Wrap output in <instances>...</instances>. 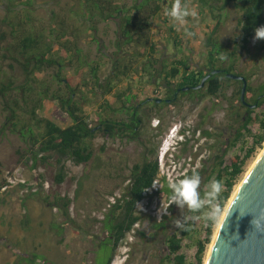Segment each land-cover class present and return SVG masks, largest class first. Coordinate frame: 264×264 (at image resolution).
<instances>
[{"label": "rangeland", "instance_id": "1", "mask_svg": "<svg viewBox=\"0 0 264 264\" xmlns=\"http://www.w3.org/2000/svg\"><path fill=\"white\" fill-rule=\"evenodd\" d=\"M131 1L126 0L128 4H131ZM168 1L171 3L169 8L165 12L162 11L160 17L151 19L153 33L151 39L156 48V57L160 59V64H163L165 69H168L173 61L180 56L187 58L191 67L200 69L206 60V41L215 19L206 10H199L196 0H180L181 5L189 11L185 23L180 25L167 15L175 3V0ZM222 1L217 0L214 4L219 6ZM235 1H230L219 11L220 22L215 37L223 45H231V40L238 35L237 17L239 12L234 5ZM193 10H195L196 16L190 14ZM165 15L169 17L167 24L161 22V17ZM61 20L64 21V26L69 27L70 30L74 27L78 29L82 61L97 62L100 65L101 79L109 74L108 57L113 49L112 43L116 37L117 28L113 20L97 24L96 37L100 45L98 47L89 36L90 31L80 15V7L76 0H32L31 7L21 3L10 5L5 0L0 5V85L8 81H12L15 87L24 84V73L21 67L11 60L9 54L4 51V47L13 42V36L23 31H30L49 37L50 30L58 29ZM172 23H176L175 31L181 37V43H177V45L173 42L174 34H170L168 29ZM3 53L6 56H3ZM225 64H229L228 59L225 60ZM234 66L235 72L249 77L247 83L250 85H263L264 39H257L254 36L248 50L237 53ZM137 73L131 72L128 78L118 85L119 90L130 87V92L135 93L138 100L155 97V92L158 94V98L164 97L165 89L161 78L150 83L146 80V75L143 72ZM56 75H59L62 80L70 81L71 86L78 88V95H82L86 100L84 111L92 116L90 119L93 118V115L99 112V105L105 100V97L101 94L100 89L96 91L92 89L93 83L90 80L88 66H79V63L74 61L67 62L61 71L55 67L45 68L43 72L37 74V80L33 85L36 88L48 86L50 91L58 89L62 91L65 89L64 82H57ZM237 88L238 83L236 82L224 83L216 96H206L198 103L180 95L175 103L164 105L158 110L161 118L153 116L148 124L147 116H144L145 122L139 140L104 139L102 134L98 133L92 142L91 160L79 165L67 160L66 176L61 184L54 182L56 173L54 157L44 165L38 164L36 170L38 174H42V181L39 180V176L33 174L30 168L31 155L28 151L30 140L26 137L28 134L26 130L21 129V124L28 121V116L19 113L17 123L16 118L8 119V108H4V98L0 96V186L6 171L17 170L20 179L25 181L23 184L16 183L1 193H6L15 187L18 200L21 201L26 195L35 194V188L38 189V192L44 190L45 188L41 189L43 187L41 181L44 186L47 185L48 189L44 191H49L50 195L61 194L72 198L69 207L70 215L78 224L77 226H64L62 236H58V229L57 231L50 229V232H46L47 237L45 238L41 236V231H38L36 234L40 236L39 239L31 240L36 246L26 245L20 250L22 251L20 253H27L25 261L15 257L16 261L9 262L7 259L10 258V252L0 244V264H31L28 260L32 259L31 254L34 251L41 255L34 264H43V262L44 264H92L97 244L104 237L102 219L106 207L114 196L124 188L125 183L122 178L128 174L129 167L136 162H141L143 151L141 142L147 140L148 146L157 148L160 171L152 187L146 190L143 199L137 204V210L143 214L142 219L127 233L115 251L110 264H163L162 260L166 254L165 240L171 232L178 230L174 226V221L182 217L186 221H192L196 230L190 238L184 240L183 248L180 251L185 255L188 263H193L196 251V246L193 243L197 238L203 239L205 236L204 218L208 212L207 208L204 206L201 213L196 215L195 212L181 209L175 203L170 205L169 197L163 192L164 181H167L170 187L172 183H178L181 180L179 174L183 169L198 170L201 178L199 191L201 195H206L209 191L208 186L216 175V171L213 169L219 160L217 157L222 155L223 159L227 161L240 151L241 147L246 150L252 145L253 139L247 135L240 137L235 146H230L235 139L237 127L246 115L245 110L239 106L238 96L235 95ZM11 94L16 98H19L20 95L18 89L12 90ZM106 99L112 106H120L112 95H108ZM55 105H57V101L47 99L38 115L49 117ZM145 109L147 113L150 112L151 105L147 104ZM52 119L60 126H65L58 119ZM155 121L158 125L162 123L161 132L159 129L156 130L158 125L153 126ZM12 122H15L16 126H12ZM176 123L185 128V140L168 150L161 158L160 153L165 143L166 134ZM93 125H97V122H94ZM32 128L37 131L34 125ZM263 146L264 142L246 160L244 172L234 189L243 179ZM34 177H37L38 180L33 179ZM19 204L20 213L24 215L26 211H22L23 206L20 202ZM53 215L55 219L50 221L49 226L53 227L63 223L64 218L59 212L54 210ZM221 215L218 217L217 223ZM162 221H164V225L157 228L156 224ZM217 223L214 225L213 234ZM28 242L30 241L28 240ZM208 250L209 246L207 252Z\"/></svg>", "mask_w": 264, "mask_h": 264}, {"label": "trees", "instance_id": "2", "mask_svg": "<svg viewBox=\"0 0 264 264\" xmlns=\"http://www.w3.org/2000/svg\"><path fill=\"white\" fill-rule=\"evenodd\" d=\"M5 0H0V5ZM9 4L21 3L31 7L32 0H7ZM80 7V15L87 23L90 31V38L99 47V40L96 37L97 24L99 22H109L113 20L116 24V37L112 43V50L109 53L110 62L109 74L101 79L99 75L100 65L97 62L89 63L82 61V48L79 46L80 37L76 27L70 30L64 26V21H60L58 29L50 30V35L37 32H25L13 36V42L4 47L9 58L21 67L24 73V84L15 87L12 81L1 83L0 96L4 98V108H8V119L16 118L19 113L28 116V121L21 124V129L26 130V137L30 140L28 151L31 155V171L35 176L38 174L36 167L44 164L54 157L56 173L54 182L60 184L66 176V161L71 160L75 165L85 164L91 160L93 155L92 142L98 133L104 139L119 138L125 140H139L142 135V128L147 116V122L153 116L161 118L158 110L164 105H171L178 100L180 95L186 96L194 103L206 96H216L224 83L236 82L238 88L235 95L238 96L239 106L245 110L244 118L237 127L235 139L230 146H235L240 137L250 135L253 139L252 145L248 149L241 147L235 155L227 161L223 156L217 157L219 160L213 171L216 175L212 181L218 180L222 184L219 197L215 201L220 212L233 192V189L244 172L245 162L250 158L257 148L264 142V84L252 86L247 83L244 100L249 105H244L240 101V91L242 82L226 77V73H235L234 59L239 51H247L251 39L255 36V30L264 26V0H223L221 5H215L217 0H196L199 10H206L215 22L208 33L206 41V57L202 68L191 67L187 58H180L173 61L168 69L160 64V59L156 57V48L152 43L153 17H160L161 12L169 8L168 0H132L128 4L126 0H76ZM172 1V0H170ZM230 1H235L239 16L237 17L238 35L231 40V45H223L215 37L220 22V13ZM185 4V1H183ZM182 7H184L182 5ZM161 22L167 24L169 17H161ZM176 23H172L168 29L170 34H174L175 45L181 43V37L175 31ZM191 31V29H189ZM3 56H6L3 53ZM224 57V59H221ZM229 64H225V60ZM78 62L79 66H88L90 80L93 83L92 89H100L104 95V101L99 105V112L90 119L89 114L84 111L85 98L78 95V88L70 85V81H65L56 75L57 82H64V90L50 91L48 86L35 87L33 84L37 80V74L43 72L45 68L55 67L62 70L66 63ZM220 70L218 73L210 74L205 80L204 86L198 90L194 89L200 80L207 75L205 70ZM131 72H143L146 80L154 83L161 78L165 89L162 101L156 103L158 98L155 92L150 100L147 97L138 100L137 95L130 92L126 87L119 90L118 85L126 80ZM245 76V75H243ZM248 80V76H245ZM38 86V85H37ZM118 87V88H117ZM187 87V89H184ZM18 89L19 98L12 96L11 91ZM156 91V90H155ZM179 91V96L175 97V92ZM112 95L120 106L115 107L110 104L106 97ZM170 99L166 102L164 99ZM47 99L57 101L49 117H41L38 112L43 108ZM151 105L150 112H146L145 106ZM253 105V106H250ZM52 118L58 119L65 126L55 123ZM97 122V125H93ZM16 126L15 122L11 123ZM34 125L37 131L32 128ZM162 123L156 127L161 132ZM258 129V130H256ZM148 141V140H147ZM147 141H142V160L129 167V172L122 178L125 183L124 188L113 200L109 202L102 219L104 237L98 244L97 256L92 264H110L112 257L124 240L127 233L140 222L143 214L137 210V204L143 199L146 190L150 189L159 174L157 161V150L148 146ZM244 154V155H243ZM106 166H108L106 164ZM193 173L200 174V171H188L183 179ZM108 177V176H107ZM163 192L170 197L172 189L167 181H164ZM38 193V189L36 190ZM77 194V192H76ZM75 194V197H76ZM202 197L206 196L204 194ZM43 201L51 208L59 211L64 218L62 224L55 226L58 229V236L63 235L66 225L77 226L76 220L70 215V204L72 198L67 195L53 194L45 195ZM207 211L209 208L205 205ZM203 208L195 211L199 215ZM218 217L213 221L204 218L205 236L203 239L197 238L193 245L196 246L194 262L188 263L186 257L181 253L185 239L196 231L192 221H186L183 230L171 232L165 240L166 254L162 260L163 264H204L208 246L212 240L214 225ZM166 218V217H164ZM164 221L157 223L160 228ZM61 240V239H60ZM101 254H105L102 258ZM39 254H33L29 263L34 264L40 259ZM101 257V258H100ZM44 264V262H43Z\"/></svg>", "mask_w": 264, "mask_h": 264}, {"label": "water", "instance_id": "3", "mask_svg": "<svg viewBox=\"0 0 264 264\" xmlns=\"http://www.w3.org/2000/svg\"><path fill=\"white\" fill-rule=\"evenodd\" d=\"M219 71L212 70L193 88H202L210 74ZM226 77L242 82L240 101L249 105L244 100L247 87L245 76L226 73ZM154 101L160 103L162 99L156 98ZM261 215H264V146L229 201L218 230L211 240L204 264H264V229L257 230L251 224L253 218Z\"/></svg>", "mask_w": 264, "mask_h": 264}, {"label": "crops", "instance_id": "4", "mask_svg": "<svg viewBox=\"0 0 264 264\" xmlns=\"http://www.w3.org/2000/svg\"><path fill=\"white\" fill-rule=\"evenodd\" d=\"M33 179L38 180L37 177ZM39 180L42 181V177ZM41 181V186H43L41 189H48L46 188L47 185L44 186V183ZM45 183L47 184V182ZM44 190L38 193L35 192V194L26 195L21 201L18 200L15 187L6 193L0 192V224H2L0 225V244L5 247L6 251L8 250L10 252V258L7 259L9 262L16 261L15 257L21 261L27 260V253H20L22 252L20 250L26 245L36 246L31 240L39 239L40 236L36 234L38 231H41V236L45 238L47 237L45 235L46 232H50V229H56L55 225L52 227L49 224L52 219H55L53 215L54 210L59 211L49 207L43 201L45 195H50L49 191L46 192ZM19 202L23 206L22 211H26L24 215L20 213ZM37 243L39 244V242ZM33 254H38V252L34 251L31 257Z\"/></svg>", "mask_w": 264, "mask_h": 264}, {"label": "clouds", "instance_id": "5", "mask_svg": "<svg viewBox=\"0 0 264 264\" xmlns=\"http://www.w3.org/2000/svg\"><path fill=\"white\" fill-rule=\"evenodd\" d=\"M192 16H196L195 10L191 11L190 13ZM174 21L178 22L180 25L185 23V18L189 15V11L182 7L180 0H175L172 8L167 12ZM255 37L257 39H264V26H261L255 30ZM224 59V57H221ZM158 123L156 124V126ZM185 128L182 127L180 124H174L169 130V133L166 134L165 142L162 149L160 156L161 158L164 157V154L182 143L185 140ZM190 171L188 168H185L179 174L180 177L186 175V173ZM200 185H201V178L198 173H193L192 175L186 176L181 179L178 183H172L170 185L172 192L169 197L172 203H175L181 209H187L188 211H199L205 205L208 206L209 211L206 214V219L215 220L220 212L219 207L216 205L215 201L219 197L222 189V184L218 180H214L209 184V191L207 192L206 196L202 197L200 194ZM155 187V186H154ZM169 205V206H170ZM166 212V211H165ZM251 224L257 229L262 230L264 229V215L260 217L253 218L251 220ZM186 225V220L184 217L177 218L174 221V226L177 229L183 230Z\"/></svg>", "mask_w": 264, "mask_h": 264}, {"label": "built area", "instance_id": "6", "mask_svg": "<svg viewBox=\"0 0 264 264\" xmlns=\"http://www.w3.org/2000/svg\"><path fill=\"white\" fill-rule=\"evenodd\" d=\"M157 121L153 124V126H156ZM25 181L24 179H20V177L17 174V170L15 171H6L3 175L1 186H0V192H3L7 190L10 186H13L16 183L23 184ZM36 188L34 189V192H36Z\"/></svg>", "mask_w": 264, "mask_h": 264}, {"label": "bare ground", "instance_id": "7", "mask_svg": "<svg viewBox=\"0 0 264 264\" xmlns=\"http://www.w3.org/2000/svg\"><path fill=\"white\" fill-rule=\"evenodd\" d=\"M166 144H167V142H165ZM262 150V149H261ZM260 153H261V151H260ZM259 153V154H260ZM259 154L257 155V158H258V156H259ZM256 158V159H257ZM256 159L253 161V163L251 164V166H250V168L252 167V165L254 164V162L256 161ZM250 168L248 169V171L250 170ZM247 171V172H248ZM246 172V173H247ZM242 181V180H241ZM241 181L239 182V184L236 186V188L234 189V191L231 193V195H230V197H229V199H228V201H227V204H226V206H225V209L223 210V213H222V215H221V217H220V219H219V222L217 223V227H216V229H215V232H214V234H213V237H214V235H215V233H216V230H218V227H219V225H220V222H221V220H222V217H223V215H224V212H225V210H226V208H227V206H228V203H229V201L233 198V196L235 195V192L237 191V189H238V187L240 186V183H241ZM210 244H211V242H210ZM210 244H209V248H210ZM209 252V251H208ZM207 252V253H208ZM206 256H207V254H206ZM205 259H206V257H205ZM204 262H205V260H204Z\"/></svg>", "mask_w": 264, "mask_h": 264}, {"label": "flooded vegetation", "instance_id": "8", "mask_svg": "<svg viewBox=\"0 0 264 264\" xmlns=\"http://www.w3.org/2000/svg\"><path fill=\"white\" fill-rule=\"evenodd\" d=\"M208 72H209V69L205 70V73H206V74H207ZM174 95H175V97L177 98V97L179 96V91H176ZM164 100H168V101H166V102H169V101H170V99H166V98H165ZM156 150H157V148H156ZM96 256H97V253H95V257H96ZM101 257L104 258V257H105V254H101ZM101 257H100V258H101ZM94 261H95V258H94Z\"/></svg>", "mask_w": 264, "mask_h": 264}]
</instances>
